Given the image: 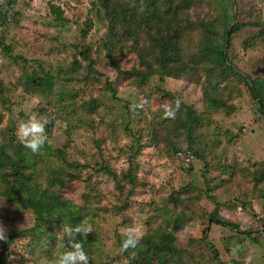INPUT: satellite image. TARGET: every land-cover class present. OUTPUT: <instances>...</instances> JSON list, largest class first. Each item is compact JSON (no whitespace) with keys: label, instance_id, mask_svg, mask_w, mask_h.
Returning a JSON list of instances; mask_svg holds the SVG:
<instances>
[{"label":"rangeland","instance_id":"obj_1","mask_svg":"<svg viewBox=\"0 0 264 264\" xmlns=\"http://www.w3.org/2000/svg\"><path fill=\"white\" fill-rule=\"evenodd\" d=\"M175 2L180 5L179 16L188 22L182 23L185 29L182 37L189 54L204 37L205 24L215 22L213 30L221 34L220 23L225 18L222 4L229 0ZM232 3H227V7L233 8L235 17L231 22L238 24V28L229 36L227 56L244 76L221 80L220 92L226 105L208 111L204 101L207 90L203 73L205 61L196 66L195 59H187L196 68L188 69L179 78H166L160 87L156 77L136 85L133 78L115 71L105 50L99 47L108 24L90 0H0L1 12H5L7 18L6 23H0V34L11 47V52L6 53L0 46V90L8 97L6 101L9 100L8 105L6 101L4 103L7 109L0 98V127L6 126L11 117L18 122L21 113L47 117L53 120L49 140L55 147H64L69 160L90 163L104 160L116 172L126 170L127 154H131L138 144L141 147L135 158L138 179L134 195L128 199L131 201L129 206L118 210L117 205L122 204L125 193L119 197L113 180L98 177L100 181L95 187L101 197L97 203L101 210L94 231L87 235L92 240L83 246L87 247L88 256L92 255L91 264H126L123 257L118 259L122 253L116 234L125 232L130 226L144 234L146 222L150 220L154 226L162 224L171 230L175 219L168 224L148 207L149 201L160 202L171 195L180 198L181 206H189L190 200L200 198L191 207H186L193 209L194 214L174 232L177 246L185 249L182 250L183 264H217L209 247L201 241L200 232L204 226H210L208 240L215 246L221 263L264 264V186L257 185L252 178L254 169L264 162V120L245 83L246 76L264 78V34L260 31L264 24V0H232ZM50 4L63 9L64 20L54 18ZM87 18L92 20V25L82 38L80 30ZM84 45L90 47L93 64L101 74L93 89L84 86L83 81L66 82L62 78L72 61L80 58ZM114 52L121 70L140 67L130 41L119 45ZM40 68L43 72L59 75L52 79V92H26L25 77L36 72L42 74ZM60 69L66 70L62 74ZM80 72L85 74V68ZM105 80L113 83L114 94L108 89H99ZM77 89L82 90L74 101L71 93ZM59 91H64V97L58 101L56 94ZM165 91H169V95H165ZM90 97L100 99L101 105L94 113L80 110L69 113L66 110L72 103H79L81 98L87 100ZM177 101L179 111L175 117L165 118V111L175 108ZM48 102L55 108L50 115L52 108ZM39 107L45 108L46 116L37 111ZM187 107L203 120L196 123L190 133L194 135L191 148L208 163L206 178L202 171L204 162L200 158L194 159L195 168L190 174L181 166V158L185 156L182 151L188 149L189 142L178 120L184 119ZM207 189L209 191L205 192ZM84 191V181L77 178L61 193L80 203ZM209 193L210 196H206ZM216 201L222 203L219 210L225 219L238 223L240 231L253 230L250 234L255 235L258 242L229 226L210 225L207 213L214 210ZM243 201L249 204L243 207ZM173 205L169 202L167 206ZM9 208L7 214L14 219L18 214L17 222L21 226L30 223L27 211L20 215L21 212ZM3 225L10 228L5 222ZM242 235L244 239L240 243ZM233 249H236L235 254ZM12 252L16 254L15 258L21 255L14 247ZM110 258L114 259L108 263Z\"/></svg>","mask_w":264,"mask_h":264},{"label":"trees","instance_id":"obj_2","mask_svg":"<svg viewBox=\"0 0 264 264\" xmlns=\"http://www.w3.org/2000/svg\"><path fill=\"white\" fill-rule=\"evenodd\" d=\"M90 1L108 24L106 32L100 38L99 47L105 50L111 66L116 69L115 71L118 74L122 73L124 76L127 75L133 78L136 85L147 83L153 77H156L157 84L160 87V84L166 78H179L182 74L187 73L188 69L194 70L197 63L205 61L207 64L203 66V73L207 90L204 94V101L206 110L212 111L226 105L220 92V81L231 78V76H244L227 56L229 36L238 28V24L231 22L235 17L233 8L227 7V3L233 4L232 0L222 4V12L225 18L220 23L221 34L213 30L212 24L215 22L211 21L205 24L204 37L200 38L198 46L192 54H189L185 49L186 44L182 37V32L185 29L182 23L187 21L179 16L180 5L175 0ZM141 5L143 6L142 11L140 10ZM50 11L55 15V19L64 20L63 9L59 5L50 4ZM6 19V13L1 12L0 8V23H6ZM84 23L85 25L80 30L82 38L86 36L91 28L92 20L87 18ZM260 31L264 34V24H262ZM4 38L5 36L0 34V46L7 51L6 53H10L11 47L6 44ZM126 41H130L136 51L140 67L132 66L129 70H121L119 67L118 57L114 50ZM89 50L90 47L84 45V48L82 47L80 50V58L72 61L69 71L60 69L62 74L66 70L65 73L67 74L62 76L66 82L83 81L84 86L88 85L91 89L94 88L101 74L95 68ZM187 59H195L196 66L192 62H187ZM83 68L86 70L85 74L80 72V69ZM39 70L42 71V74L36 72L32 76L25 77L24 89L28 93L39 91L49 94L52 92L54 85L52 79L59 75L43 72V68ZM245 83L256 110L264 120V78L246 76ZM99 89L103 91L108 89L113 94L115 93L114 85L109 80H105ZM160 89L164 91L162 87ZM1 90L0 98L2 104H4L8 97ZM81 90L77 89L71 93L74 101L77 100L78 93ZM63 93L64 91H59L56 94V100L63 99ZM164 94L169 95V91H165ZM8 102L9 100L6 101L7 105ZM48 104L52 108L48 113L50 115L55 108L53 104L51 105L49 102ZM100 105L99 98L90 97L87 100L81 98L79 103H72L69 107L68 105L65 106V108L68 107L66 110L69 113L80 110L83 113L92 114ZM6 107L8 109V106ZM37 111L46 116L45 108L39 107ZM185 113L184 119L178 120V124L182 126L189 142L188 149L183 150L182 155L190 154L192 157L186 163L185 156H181L183 157L181 158V166L187 174H190L195 168L193 165L194 159L200 158L204 162L202 171L204 178H206L208 163L198 151L191 148L194 135L191 136L192 133H190L195 124L202 123L203 120H200L202 117L196 115L189 107L186 108ZM28 117V115L21 113V119H27ZM48 120L46 132L50 139L53 120ZM16 124L17 121L11 117L6 126L0 127V223L5 222L10 226L9 229L7 228V240L0 241V264H54L56 256L64 251L57 236L63 225H77L82 221L90 222L93 228L97 225L96 217L101 210L97 203L100 202L101 197L99 193H96L95 185L99 180V176H105L113 180L119 197L125 193L122 204H118L117 209L121 211L129 206L131 201L128 199L134 195L135 183L138 179V164L135 162V158L141 152V147L138 144L131 154H127L129 162L127 169L116 172L104 160L100 162L95 160L93 163L80 162L77 159L69 160L64 147H55L49 139L45 146L34 154L17 141L15 136ZM126 129H128V126H126ZM231 138L232 136L228 140ZM180 151L178 152L180 153ZM259 166L254 169L252 178L257 185L262 184L264 186V162ZM226 167L229 168L228 165ZM248 173L250 175V171ZM77 178L84 181L85 188L80 203L74 202L61 193V190L68 183ZM207 191L209 190H205V192ZM206 196H210V193ZM199 199L190 200L189 206H181L180 198L173 195L162 199L160 202L149 201V210L155 211L156 216L160 215L167 223L174 218L176 223L170 230L162 224L154 226L148 220L146 222V232L143 234L139 246L136 249L122 253L118 259L123 257L126 264H183L182 250L185 249L177 246L174 232L178 231L186 221L191 219L194 210L186 207H191L195 203L194 201ZM169 202H173L174 205L168 207ZM247 203L249 204V202ZM247 203L243 201L241 205L246 207ZM9 207L18 213L21 212L20 215L27 211L30 216V223L21 226L20 222H17L18 214L16 219L7 214ZM220 207H222V203L216 201L214 210L207 213L210 225L216 223L229 226L230 229L239 232V224L225 219L220 213ZM125 221L126 219L122 222ZM209 227L204 226L202 228L200 232L201 241L209 247L216 263L223 264L218 259L215 246L208 240L207 231H209ZM262 230L264 231V221ZM240 232L244 233V236L251 241L258 242L257 237L250 234L253 230ZM244 236H241L240 243ZM90 237L87 236L82 239L83 246L90 239L92 240V237ZM123 238L122 233L116 234V241L119 246ZM13 247L21 251L18 258L14 257L16 254L12 252ZM84 251H87V247H84ZM91 256H89L90 264ZM113 259L110 258L107 262L111 263Z\"/></svg>","mask_w":264,"mask_h":264},{"label":"clouds","instance_id":"obj_3","mask_svg":"<svg viewBox=\"0 0 264 264\" xmlns=\"http://www.w3.org/2000/svg\"><path fill=\"white\" fill-rule=\"evenodd\" d=\"M140 10H143L142 5ZM177 111H179L178 101L175 108H168L165 111V118H174ZM48 123L47 117L36 114L30 115L27 119L19 120L15 127L17 141L32 153H38L48 142L49 138L46 132ZM93 231V225L86 221H82L77 225H63L57 236L64 251L56 256L54 264H90L89 256L84 251L82 239ZM122 235L124 238L120 244L121 253L136 249L143 238V233L131 226ZM5 240H7V228L0 223V241ZM235 252L236 249H233L234 254Z\"/></svg>","mask_w":264,"mask_h":264},{"label":"built area","instance_id":"obj_4","mask_svg":"<svg viewBox=\"0 0 264 264\" xmlns=\"http://www.w3.org/2000/svg\"><path fill=\"white\" fill-rule=\"evenodd\" d=\"M191 157H192V156H191L190 154H186V155H185L184 158H185L186 163L189 161V159H191Z\"/></svg>","mask_w":264,"mask_h":264}]
</instances>
